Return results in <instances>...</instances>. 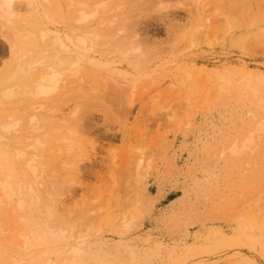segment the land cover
<instances>
[{"label":"rangeland","instance_id":"374dc122","mask_svg":"<svg viewBox=\"0 0 264 264\" xmlns=\"http://www.w3.org/2000/svg\"><path fill=\"white\" fill-rule=\"evenodd\" d=\"M139 1L136 0L138 6H147L148 11L143 12L142 7L141 12H136L140 14L138 19L134 18L139 20L141 28L138 39L149 52L155 53L154 61L195 64L202 74L211 75L210 83L225 72L234 83L249 72L255 76L258 72L264 73V0H166L154 10L148 8L149 0ZM131 2L127 0V8L133 4ZM63 5L65 8V0ZM208 14L210 20L206 21ZM207 22L211 44L205 43L199 34L201 38L196 44L184 45L185 36L190 37L196 28ZM10 54L9 36L1 32V74L12 63ZM173 66L169 64L162 77L174 76ZM141 84L134 95L123 101L107 95L75 127L74 136L85 150V157L81 170L71 182L72 190L65 187L62 190L60 186V197H66L67 209L63 215V209L58 206L60 222L76 224L80 230L89 226L94 238L102 236L109 242L122 239L137 244L136 248L140 247L143 253L137 259L143 264H238L239 257L234 254L237 250L254 258L257 264H264V211L257 212L251 206L253 198L264 195V130L255 157L240 160L225 156L226 160L221 155V150L234 140H244L259 122L264 124V86L259 85L255 100L241 86H233L221 101L211 99L210 93L208 97L213 104L202 107L205 93L198 90L195 81L185 78L174 84L166 81L158 89L155 84ZM150 90L147 97L153 96L152 103L159 98L164 106L179 109L174 119L167 117L165 110L153 114L144 104ZM188 98L192 104L187 102ZM259 99H263L261 104H258ZM129 101L133 102L132 107ZM25 105L23 102L14 107H19L18 111L23 113ZM59 106L68 114L75 100L70 98ZM129 108L128 116L133 123L130 122L131 139L126 140L124 123ZM141 133L145 134L143 141L136 142ZM256 133L255 136L260 132ZM52 135H49V146L43 149L49 150L42 160L47 170L54 167L57 181L65 171L61 173V169L54 166L61 158ZM132 144L146 150L139 176L135 171L138 154L129 150ZM14 145L15 142H11L3 148L13 162L8 164L0 159V174L5 175L11 168L17 179L25 180L23 165L13 157ZM112 154L116 156L114 164ZM125 215L134 217L127 229L120 220ZM5 219L12 227L11 209L7 210ZM92 227H95L93 232ZM245 232L253 233L256 244L246 240L242 235ZM223 234L236 237L242 243L220 246ZM6 249L10 247L2 241L0 251ZM224 258H230L231 262H223ZM90 264L95 263L91 260Z\"/></svg>","mask_w":264,"mask_h":264},{"label":"bare ground","instance_id":"6f19581e","mask_svg":"<svg viewBox=\"0 0 264 264\" xmlns=\"http://www.w3.org/2000/svg\"><path fill=\"white\" fill-rule=\"evenodd\" d=\"M65 1L64 8L63 0H0V33L9 36L12 57L11 65L5 68L3 74L0 73V159L12 164L11 156L4 153L3 148L15 142L13 157L23 165L26 178L17 179L11 168L5 175L0 174V244L4 241L10 247V250L0 251V264H90L91 260L95 264H143L137 259L143 255L140 247L136 248L137 244L122 239L109 242L102 236L94 238L89 232V226L80 230L76 224L60 222L58 206L63 209V215L67 209L64 206L66 197H60L59 189L65 187L72 190L71 182L81 170L85 157V150L74 136L75 127L107 95L125 99L134 95L141 83L145 86L155 84V89H158L166 81L172 84L184 78L195 81L198 90L205 93L202 102L204 107L211 106L214 101H221L233 86L246 89L255 100L259 85L264 86V73L258 72L255 76L253 72H246L248 74L242 80L234 83L225 72L218 74V78L210 83L208 80L211 75L202 74V70H197L195 64L154 61L155 53L149 52L147 46H142L138 39L141 28L137 19L140 14L136 12H141L142 7L144 12L147 6H138L136 0H129L133 3H130V8H127V0H99L93 3L90 0ZM164 1L149 0L147 5L150 4L148 8L154 10ZM205 18L209 21L210 14ZM207 27L208 22L196 28L194 33L193 29L190 37L185 36L187 42L184 45L196 44L201 36L199 34H202L205 43L211 44ZM169 64H174L175 75L162 77ZM151 91L144 98V104L152 109L153 114L165 110V115L174 119L179 109L176 111L173 105L164 106L159 98L152 103L153 96L147 97ZM210 93L214 101L208 97ZM70 98L75 100V106L66 114L59 105H64ZM23 102H26L25 111L21 113L19 107L14 106ZM187 102L192 104L193 101L188 98ZM262 102L263 99L258 100V104ZM128 105L132 107L133 102L129 101ZM129 113L130 108L125 113L123 138L126 140L131 139L130 122L133 123ZM263 130L264 124L259 122L250 135L242 141L234 140L221 150V155L240 160L254 156ZM256 132L260 133L255 136ZM51 133L54 137L53 145L57 147V155L61 158L57 166H54L60 168L61 173L65 171L57 181L53 174L54 167L47 170L42 160L49 150L43 149L49 146ZM143 135L139 134L136 142L140 139L143 141ZM137 146L132 144V150H129L138 154L134 157L135 171L139 176L146 150L143 146ZM113 155L114 164L116 156ZM107 202L110 205V201ZM251 206L257 212L264 211V195L253 198ZM9 209L12 211V227L8 226L5 219ZM133 218L131 215L123 216L120 219L122 226L129 228ZM91 229L93 232L95 227ZM242 235L256 244L257 238L252 236L253 233L245 232ZM240 243L236 237L223 234L220 246H238ZM112 249L115 251L112 252ZM240 252L237 250L234 253L239 257L238 264H257L254 258ZM229 260L224 258L223 262H231Z\"/></svg>","mask_w":264,"mask_h":264}]
</instances>
